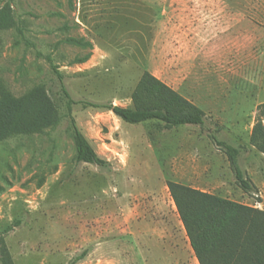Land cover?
<instances>
[{
	"label": "rangeland",
	"instance_id": "obj_1",
	"mask_svg": "<svg viewBox=\"0 0 264 264\" xmlns=\"http://www.w3.org/2000/svg\"><path fill=\"white\" fill-rule=\"evenodd\" d=\"M7 3L0 96L43 86L62 115L0 141V236L13 264H200L169 182L264 202V154L250 141L264 103V0ZM53 65L78 101L71 112ZM145 71L201 107L206 125L130 124L89 104L132 105ZM71 116L106 165L76 161ZM215 131L241 149L257 192L236 183ZM158 210L161 236L144 220Z\"/></svg>",
	"mask_w": 264,
	"mask_h": 264
},
{
	"label": "trees",
	"instance_id": "obj_2",
	"mask_svg": "<svg viewBox=\"0 0 264 264\" xmlns=\"http://www.w3.org/2000/svg\"><path fill=\"white\" fill-rule=\"evenodd\" d=\"M11 20L10 4L7 3L0 10V29L8 26ZM53 68L71 112L72 104L78 101L69 92L64 75L56 66L53 65ZM131 98L132 105L126 107L112 103L89 104L111 110L130 124L158 121L167 129L182 125H206V113L201 107L149 71L143 73ZM61 119L59 106L43 86L36 87L22 98H14L4 88L1 90L0 141L15 135L41 133L48 127L57 126ZM71 123L76 161L106 165L107 160L98 155L72 116ZM209 135L227 154L236 183L247 193L257 192L258 187L241 166V149L219 138L216 131ZM250 141L264 154V103L259 105V117ZM168 185L200 264H264L263 209L175 182ZM0 245L3 264H13L2 236Z\"/></svg>",
	"mask_w": 264,
	"mask_h": 264
},
{
	"label": "crops",
	"instance_id": "obj_3",
	"mask_svg": "<svg viewBox=\"0 0 264 264\" xmlns=\"http://www.w3.org/2000/svg\"><path fill=\"white\" fill-rule=\"evenodd\" d=\"M261 184L264 186V181L261 182ZM262 196H263V194H262ZM253 206L264 210V202H258L257 205H253ZM144 220L147 221V223L149 225L154 226V227L156 226V228H154V232L156 234H160V236H161L160 229H164V228H160L161 226L159 227V225L164 226L163 222L165 221V218H164V215L159 210H158V213L156 211H153V212L148 211L145 214ZM154 237H155L154 238L155 241H159V238L156 235H154Z\"/></svg>",
	"mask_w": 264,
	"mask_h": 264
}]
</instances>
